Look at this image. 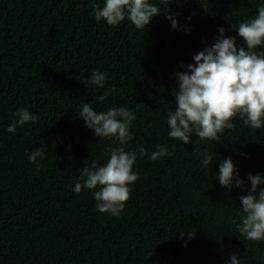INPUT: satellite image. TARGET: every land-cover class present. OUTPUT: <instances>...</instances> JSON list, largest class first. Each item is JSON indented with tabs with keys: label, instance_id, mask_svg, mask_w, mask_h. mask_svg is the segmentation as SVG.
Returning <instances> with one entry per match:
<instances>
[{
	"label": "trees",
	"instance_id": "trees-1",
	"mask_svg": "<svg viewBox=\"0 0 264 264\" xmlns=\"http://www.w3.org/2000/svg\"><path fill=\"white\" fill-rule=\"evenodd\" d=\"M149 2L161 13L140 30L127 17L115 27L96 21L105 0H0V264H229L233 255L264 264V240L237 230L248 177L264 179V126L253 129L237 115L219 143L197 145L195 132L187 145L168 136L177 73L220 28L246 47L233 26L255 18L264 0ZM94 70L105 75L103 88L88 84ZM85 103L98 113L131 111V138L121 145L96 136L77 113ZM22 108L39 119L9 132ZM156 145L169 155L151 160ZM120 147L136 153L138 179L114 216L98 211L82 171L105 166ZM37 149L39 166L29 161ZM206 153L214 157L209 168ZM229 157L243 188L220 184Z\"/></svg>",
	"mask_w": 264,
	"mask_h": 264
},
{
	"label": "clouds",
	"instance_id": "clouds-1",
	"mask_svg": "<svg viewBox=\"0 0 264 264\" xmlns=\"http://www.w3.org/2000/svg\"><path fill=\"white\" fill-rule=\"evenodd\" d=\"M160 13L149 0H105L102 7L95 6L94 16L96 21L104 20L113 27L127 17L137 29L142 30ZM167 18L172 21L174 29L178 27V21L173 16L168 15ZM233 29L238 30L246 47H237L235 37H226V30L220 28L217 41L194 55L195 64H188L187 71L177 73L179 90L173 93L176 107L168 114L170 138L187 145L195 132L199 137L197 145L204 140L219 143L220 134L226 128L234 127L231 121L237 115L253 129L264 126V53L254 51L264 45V6L259 7L255 18L240 23L238 28L233 26ZM104 82L105 75L99 70H94L88 79V84L100 88L104 87ZM97 99L103 102L106 95ZM77 113L83 118L85 126L100 138H116L121 145L131 138L129 127L136 117L127 108H109L98 113L85 103ZM15 115L18 120L9 126V132H14L17 125L24 126L39 119L25 108ZM156 149L150 156L153 161L169 155L166 146L156 145ZM138 152L140 156L148 155L142 147ZM38 158L43 159L42 149L29 155V161L37 166ZM136 159V153L126 152L120 147L111 151L105 166L95 171L83 168L82 178L86 177L83 187L95 190L98 211L116 216L124 209L130 198L129 185L138 179V174L133 172ZM213 159L211 154L206 153L202 163L209 168ZM218 179L229 190L234 183L238 188L244 186L231 157L220 164ZM248 180L251 181V189L249 194L240 197L242 223L237 225V230L246 240L261 241L264 240V189L259 186L264 184V179L260 175H250ZM81 188L82 185L76 183L74 191L79 194ZM183 235L181 233L182 238ZM188 235L194 238L196 233L192 230ZM229 264H240V261L233 255Z\"/></svg>",
	"mask_w": 264,
	"mask_h": 264
}]
</instances>
